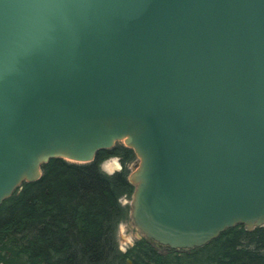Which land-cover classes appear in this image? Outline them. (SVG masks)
<instances>
[{
	"label": "water",
	"instance_id": "water-1",
	"mask_svg": "<svg viewBox=\"0 0 264 264\" xmlns=\"http://www.w3.org/2000/svg\"><path fill=\"white\" fill-rule=\"evenodd\" d=\"M116 142L142 237L264 225V0H0V204Z\"/></svg>",
	"mask_w": 264,
	"mask_h": 264
},
{
	"label": "trees",
	"instance_id": "trees-1",
	"mask_svg": "<svg viewBox=\"0 0 264 264\" xmlns=\"http://www.w3.org/2000/svg\"><path fill=\"white\" fill-rule=\"evenodd\" d=\"M91 162L51 158L41 175L23 182L0 204V264H264V225L226 228L189 250L141 237L117 248V224L126 218L121 199L131 197L127 165L135 153L122 142L96 152ZM118 157L108 174L102 162Z\"/></svg>",
	"mask_w": 264,
	"mask_h": 264
},
{
	"label": "rangeland",
	"instance_id": "rangeland-1",
	"mask_svg": "<svg viewBox=\"0 0 264 264\" xmlns=\"http://www.w3.org/2000/svg\"><path fill=\"white\" fill-rule=\"evenodd\" d=\"M123 143V142H122ZM117 161V164L113 165V160ZM136 162V158L129 162L127 165L128 173L130 172V168L134 163ZM113 165V167H112ZM101 169L105 171L108 174L113 173V171L120 170L121 169V163H119L118 157H112L107 160H104L101 165ZM131 197L125 196L121 199V203L123 206L127 207V214L126 218L122 221H120L116 226V232H115V239L117 242V248L121 250L122 252H126L129 248L133 247L136 242H138L139 239H141L142 235L136 229V227L133 226L130 215V202Z\"/></svg>",
	"mask_w": 264,
	"mask_h": 264
},
{
	"label": "crops",
	"instance_id": "crops-1",
	"mask_svg": "<svg viewBox=\"0 0 264 264\" xmlns=\"http://www.w3.org/2000/svg\"><path fill=\"white\" fill-rule=\"evenodd\" d=\"M115 164H117V161L114 159L113 160V165H115ZM113 165H112V167H113Z\"/></svg>",
	"mask_w": 264,
	"mask_h": 264
}]
</instances>
